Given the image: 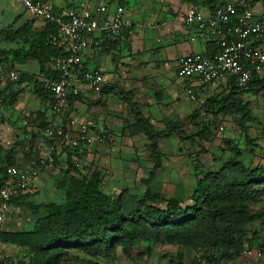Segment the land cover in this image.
<instances>
[{"label": "trees", "instance_id": "trees-1", "mask_svg": "<svg viewBox=\"0 0 264 264\" xmlns=\"http://www.w3.org/2000/svg\"><path fill=\"white\" fill-rule=\"evenodd\" d=\"M185 1L195 3L197 0ZM30 22L17 30H1L4 38L18 41L19 47L14 50L0 49V62L7 58L13 59L24 50L25 56L37 60L38 75L55 77L58 71L51 68L49 62L52 57L64 56L62 49L52 41L56 25L52 21H45L40 31H31ZM212 46L214 50L205 53L212 54L217 50L214 41ZM11 84L18 85V88L7 89L4 102L8 104L14 103L27 85L32 86L35 94L53 101L51 94L35 79V75H20L18 80L8 85ZM228 85L230 87L226 94L208 97L190 114L196 130L188 134L172 124L164 130H155L149 120L140 114L136 103L128 100L137 123L141 124L149 139L150 152L154 156L148 177L142 179L145 189L140 197L130 194L111 196L105 193L101 189L99 172L87 176L75 165L74 157L83 159L84 152L67 149L62 170L65 174L74 173L75 176L70 175L72 191L66 192L62 202L35 204L27 200L28 191L11 201L10 208L25 207L33 213L41 212V216L36 217L28 229H3L2 240L5 245L13 244L25 249L16 264H98L93 260L82 261L77 258L68 261L69 251L82 252L90 259L101 256L109 258L116 247L120 246L128 253L136 242L141 241L168 242L199 248L204 252L214 251L216 256L227 259L239 252L246 241L252 244L253 239H258L257 232H253L251 237L247 236V225L259 217V214L249 213L248 206L264 196V163L248 164L240 158L239 150H235V157L222 162L218 169L201 173L189 195L191 204L183 205L182 198L166 197L162 193L153 192L149 187L150 180L161 167V151L157 140L168 138L172 133L180 139H208L209 125L204 122L206 115L217 119L219 115L231 116L243 135L248 152L252 154L258 148V139L249 135V125L258 120L252 116L249 103L244 102L241 95L264 91V77L253 71L244 88L231 82ZM76 97L68 96L69 110ZM229 143L233 145L232 140L225 141L227 146ZM14 149L15 146H12L4 157L0 186L5 167L18 165L13 157ZM55 158L54 164L58 165L62 159L57 156ZM214 259L212 255L209 260ZM10 263L11 260L5 256L0 260V264ZM194 264H200L195 257Z\"/></svg>", "mask_w": 264, "mask_h": 264}, {"label": "rangeland", "instance_id": "rangeland-1", "mask_svg": "<svg viewBox=\"0 0 264 264\" xmlns=\"http://www.w3.org/2000/svg\"><path fill=\"white\" fill-rule=\"evenodd\" d=\"M95 50L105 53V46ZM103 72L105 71L103 70ZM2 76L4 75L2 74ZM220 90V86L215 88L205 87L196 102H189L183 98L184 114L182 115L179 109L178 113H174L172 118L157 116L158 118L153 119V128L164 130L168 125L172 124L176 125L184 133L194 132L196 125L190 120V114L201 106L208 97H220L226 94ZM241 98L244 102L249 103L252 116L258 120V122L249 125L250 137L257 138L259 143L254 153L250 154L248 152V146L243 141V135L239 131L236 121L231 116H226L220 120L212 118L211 115H206L204 116V122L209 125L208 139H197L196 137L192 140L180 139L176 134L172 133L168 138L157 140L158 148L161 151V167L156 171L149 183V187L153 192L162 193L166 197H180L184 201L183 205L191 204L189 195L201 173L218 169L222 162L235 157V150L241 152L240 158L247 163L249 162L248 164L264 163V91L258 94L253 92L245 93L241 95ZM43 99L46 101L48 108H50L51 115V117L47 118L46 125L48 120L55 119V114L51 112L52 101L48 102L46 98ZM112 100L117 101V98ZM85 101L84 105L88 112L87 114H90L88 120H92L90 123L93 131L96 132V130L102 129L104 137L102 142L95 141L92 146H88L86 157L78 159V168L87 176H90L95 171L99 172L102 179L101 189L111 196L130 194L140 197L145 189L142 179L148 177L154 164V156L149 148V139L148 137H143L142 133H140L142 130L141 124L135 128L138 132L135 131L133 133L130 123H133L134 119L127 112L128 109L121 111L118 103L111 101L107 104V111H112L111 109H113L114 114V110L120 113L119 117H115V121L114 117H112V123L121 122L120 130L127 131L129 129L131 134L126 139H123L124 135L118 138L120 134L114 133L111 129V121L105 119V87L100 96L94 99L86 98ZM164 106L168 108V103L164 104ZM185 109L189 112L188 118L185 115ZM93 114H95V118ZM220 125L223 126L222 130L218 129ZM42 126H40V129L35 130V125L27 123V126H24V131H27V133H23V135H21L20 127L19 130H16L15 126H10L9 135L3 138H1L2 133L0 132V178L2 177V167L5 163L4 157L12 146H15L14 153L15 150L17 153L22 151L30 152L29 154H31L32 152L34 159L39 154L40 149L49 142L43 133L44 128L42 129ZM34 131L39 135L38 140L35 138L36 134H34ZM228 140H232V146L231 143L228 146L225 144V141ZM63 150L61 147L57 148L55 156L62 159ZM70 175L75 176L74 173L65 174L57 164L42 166L39 168L33 186L28 190L29 197H27V200L35 204L62 202L66 192L72 191ZM248 211L254 215L259 214V217L247 225L249 229L247 236L251 237L253 232H257L259 233V238L253 239L252 244L246 241L242 249L234 253L231 258L221 259L217 255V264H264V254L256 257L254 253L264 245V196L258 201L251 202L248 206ZM38 216H41V212L33 213L25 207L10 208L5 230L28 229ZM244 250H247V252H244ZM24 253L25 249L17 245H5L4 256L11 260L10 264H16V261ZM199 255L201 253L190 246L174 245L168 242L148 243L141 241L136 242L133 249L128 253H125L120 246L116 247L109 258L101 256L90 259L82 252L70 250L68 261L77 258L82 261L93 260L98 262V264H171L170 261L174 264H194V257L197 259Z\"/></svg>", "mask_w": 264, "mask_h": 264}, {"label": "crops", "instance_id": "crops-1", "mask_svg": "<svg viewBox=\"0 0 264 264\" xmlns=\"http://www.w3.org/2000/svg\"><path fill=\"white\" fill-rule=\"evenodd\" d=\"M48 1L52 12L55 14H62L70 7H84L86 5L105 4L109 15L113 14L117 5L124 8V24L115 38L105 40V53L90 48L83 55V63L87 68L99 67L105 71V119L111 121L113 132L120 134L118 138L125 136L123 139L128 138L131 134L129 129L127 131L120 130L121 122L112 123V117L115 121V117H119L120 114L117 110H114V114L113 109L107 111V104L113 102V98H117V101L114 102L118 103L119 109L121 111L128 109L127 112L134 119V122L130 123L133 133L137 131L135 128L139 123H137L133 108L128 100L136 103L140 114L147 118L151 125H153V119L157 116L172 118L174 113H178L179 109L182 115L184 114L183 98L188 100L184 92L187 81L179 78L176 74L177 60L180 56L192 51L210 53L214 50L213 40L208 35L198 32L194 27L186 26L183 23L187 8L194 6L206 13L220 3L249 1L254 14L264 16V0H197L195 3L185 0ZM29 20H31V31H40L45 24L44 20L28 14L14 0H0V49L14 50L19 47L18 41L4 38V35H1V30H17ZM191 37H194V40H190ZM3 70L4 72H2ZM9 71H16L19 76L23 74L32 76L38 74L39 66L36 59L24 55V50L19 52L13 59L7 58L0 62L1 138L9 135L10 126H15L16 130H19L20 127L21 135H23V133H27V131H24V126H27V123L35 125L36 130L40 129L47 118L51 117L50 108L46 105L44 97L35 94L32 86L27 84L14 103L4 102V95L8 93V88L12 87V90L18 88V85H8L14 82L8 77ZM261 76L264 77V72L261 73ZM228 84L229 81H223L219 84L202 86L199 89V95L202 94L205 87L215 88L220 86V91L226 93L230 87ZM79 88V97H76L70 110L67 104L66 112L74 116L79 122L88 121L90 123L92 120H88L90 114H87L84 102H86V98L94 99L97 96L81 82ZM124 94L127 96L124 97ZM46 100L50 102L48 99ZM167 103L168 108L164 106ZM185 115L187 118L189 117L187 109H185ZM93 117L95 118V114H93ZM96 132H99V129ZM140 133L143 137H147L143 130ZM34 134H36L35 138L38 140L39 135L36 131H34ZM256 143L259 145L258 141ZM86 151L84 157H86ZM29 153L22 151L17 153L15 150L13 157L18 163L17 166L27 167L31 165L34 159L32 152ZM12 208L15 209V207Z\"/></svg>", "mask_w": 264, "mask_h": 264}, {"label": "built area", "instance_id": "built-area-1", "mask_svg": "<svg viewBox=\"0 0 264 264\" xmlns=\"http://www.w3.org/2000/svg\"><path fill=\"white\" fill-rule=\"evenodd\" d=\"M14 1L28 14L56 25L52 41L62 49L64 56L52 57L49 62V66L58 71L57 76L35 75L53 100L51 112L55 119L48 120L43 132L49 142L40 149L30 166L7 165L4 170L0 186V260L4 257L2 233L12 199L33 186L39 168L55 163L57 148L64 149L63 159L67 149L83 153L95 141L102 142V129L95 132L90 123L79 122L66 112L68 96L79 95L80 82L95 96L101 95L104 72L99 67L87 68L83 55L86 50L105 46V40L115 38L124 24L125 15L120 5L111 15L105 4L70 7L62 14H55L48 0ZM183 23L208 35L217 47L212 54L192 51L177 60L176 74L187 81L184 92L190 102L198 100L202 86L229 81L242 89L253 71L264 72V16H256L249 1L224 2L206 13L190 6ZM8 77L16 81L19 74L9 71ZM218 117L220 120L224 118L222 115ZM218 129L222 130L223 126ZM74 160L79 167L78 159L74 157ZM58 165L63 168L65 163L61 161ZM197 250L201 253L197 258L200 264H217L214 251ZM254 253L256 257L264 254V245ZM212 255L215 259L209 260Z\"/></svg>", "mask_w": 264, "mask_h": 264}]
</instances>
